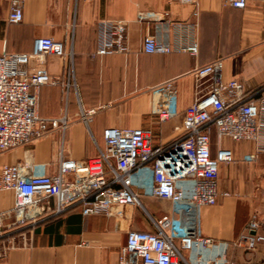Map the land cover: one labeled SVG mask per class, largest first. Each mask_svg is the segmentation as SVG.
<instances>
[{
    "label": "crops",
    "instance_id": "crops-1",
    "mask_svg": "<svg viewBox=\"0 0 264 264\" xmlns=\"http://www.w3.org/2000/svg\"><path fill=\"white\" fill-rule=\"evenodd\" d=\"M10 3L0 0V54L30 53L36 38L50 37L62 42L73 55L69 60L46 56L41 67L60 82L37 90L38 115L64 117L66 129L0 152V170L4 165L26 161L34 165L36 174L51 175L60 158L84 161L95 157L103 147L102 132L106 128L150 129L154 146L169 144L178 134L175 128L181 126L185 109L204 93L196 87L194 69L215 59L223 62L224 81L238 80L246 92L264 86L263 2L250 1L239 10L223 6L220 0H199L196 20L191 7L168 6L165 0H21L23 19L16 24L7 21ZM164 11L171 20L197 22V57L143 51L145 35L165 39L164 25L159 22ZM140 12L154 13L158 20L139 21ZM114 20L125 22L128 53L97 56L99 23ZM69 64L73 77L67 88ZM167 80H172L176 88L178 115L159 122L151 113L150 89ZM163 99L159 97V103L163 104ZM89 109L95 113L85 123L80 110ZM209 146L211 155L227 148L237 160L254 151L251 142L218 139L214 129ZM140 181L135 189L143 208L111 206L108 216H83L77 207L53 214L54 202L49 199L42 203V216L36 222L19 227L4 222L0 226V246L8 249L0 264H118V250L125 245L128 230L152 231L149 216L158 218L171 210L169 201L148 196V175H142ZM218 189L233 196L219 198L214 206L202 207L195 214L200 234L216 246L200 252L183 251L187 263L224 256L237 264H264V244L253 251L232 245L247 230L252 217L264 232V153L258 154L252 164L221 165ZM232 190L240 196L252 192L253 199L237 197ZM13 203L12 191H0V212ZM187 219L185 214L180 217L181 222Z\"/></svg>",
    "mask_w": 264,
    "mask_h": 264
},
{
    "label": "built area",
    "instance_id": "built-area-1",
    "mask_svg": "<svg viewBox=\"0 0 264 264\" xmlns=\"http://www.w3.org/2000/svg\"><path fill=\"white\" fill-rule=\"evenodd\" d=\"M168 6H189L197 20L199 0H165ZM223 6L245 9L248 2L264 0H220ZM159 22L164 25L163 41L147 34L143 37V51L156 54L186 53L197 57L199 44L197 22L171 20L164 11ZM139 21H157L151 12H140ZM23 19L21 0H11L7 16L9 23ZM171 34V39H170ZM128 53L126 25L122 20L99 23L97 56ZM48 55L71 59L72 51L50 37L34 40L30 53L0 54V152L27 146L52 131L63 132L66 119H48L38 115L37 90L43 85L57 84L41 67ZM71 65H67L68 88L72 84ZM223 62L215 59L194 69L196 87L204 93L184 111L182 124L176 127V137L167 145L156 147L152 131L142 128H106L102 132L103 147L97 155L84 161L60 158L51 175H38L34 165L23 161L2 166L0 191H12L14 203L0 212V226H25L42 216V203L54 202L53 214L79 208L83 216L110 214V207L134 206L143 208L138 188L142 175L149 176L147 194L165 199L170 213L158 218L149 216L152 231L128 230L126 243L118 250V264H188L183 251L200 252L215 248V242L202 236L197 226L196 212L214 206L219 198L231 196L218 189L221 165L242 162L252 164L258 154L264 153V86L246 92L235 79L221 77ZM151 113L159 122L178 115L177 94L172 80L153 86ZM164 96L163 104L159 97ZM94 109L80 110L85 123ZM218 139L233 142H251L254 151L235 159L233 152L219 148L210 152V132ZM139 180L140 182H137ZM187 215L181 222V215ZM252 217L247 230L233 240L235 248L253 251L264 244V232ZM6 246H0V260L6 255ZM195 264H237L224 256L195 260Z\"/></svg>",
    "mask_w": 264,
    "mask_h": 264
},
{
    "label": "rangeland",
    "instance_id": "rangeland-1",
    "mask_svg": "<svg viewBox=\"0 0 264 264\" xmlns=\"http://www.w3.org/2000/svg\"><path fill=\"white\" fill-rule=\"evenodd\" d=\"M228 140H230V139H228ZM229 143H231V142L229 141ZM232 144H233L234 146H237V145H242L243 143H232ZM242 157H243V156H241V158H242ZM241 158H240V159H241ZM245 184H246V183H245ZM232 186H233V185H232ZM246 186H247V184H246ZM251 191H252V190H251ZM231 192H233V193H237V191H233V190H232ZM237 194H238V193H237ZM237 194H236V195H237ZM232 196H233V194L231 193V197H232ZM251 196H252V192H249V193H248V191H245L243 195L240 196V195L238 194L237 197H240V198H243V199H246V200H247V199L250 200V199H253ZM151 217H152V218H156V216H154V215H151Z\"/></svg>",
    "mask_w": 264,
    "mask_h": 264
}]
</instances>
